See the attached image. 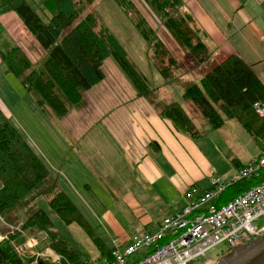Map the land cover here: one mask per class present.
Returning a JSON list of instances; mask_svg holds the SVG:
<instances>
[{"label": "trees", "instance_id": "16d2710c", "mask_svg": "<svg viewBox=\"0 0 264 264\" xmlns=\"http://www.w3.org/2000/svg\"><path fill=\"white\" fill-rule=\"evenodd\" d=\"M143 1L182 47L188 60L208 63L206 37L192 15L184 10L182 0ZM116 2L134 19L148 43V55L155 68L168 81L180 76L181 65L135 4L131 0ZM93 3L94 0H0V16L14 12L48 53L37 67L22 48L10 43L1 48V62L7 73L20 81L35 107L52 114V118L62 120L71 111L85 107L84 95L105 79L103 66L109 57L118 63L139 97L147 99L155 92L109 28L89 11ZM2 30L0 24V35ZM184 99L192 101L214 129H221L226 118L240 123L259 144L263 143L258 134L264 131V120L256 114L255 104H264V84L242 57L229 55L219 64L208 63L200 84L189 85ZM157 108L159 116L170 121L178 133L192 139L199 137L193 122L177 102L163 103ZM7 115L0 107V219L13 225L12 213H21L38 199L46 198L45 209L39 207L20 222L24 229L30 228V234L46 232L51 248L75 264H86L88 261L56 230L52 217L58 216L67 225L82 227L101 255L108 258L111 251L96 234L80 205L68 191L61 189L58 173ZM241 168L244 166H238V170ZM262 183L264 170L258 177L229 185L214 204L220 208ZM19 237L11 236L0 243V264H23L12 247Z\"/></svg>", "mask_w": 264, "mask_h": 264}, {"label": "rangeland", "instance_id": "374dc122", "mask_svg": "<svg viewBox=\"0 0 264 264\" xmlns=\"http://www.w3.org/2000/svg\"><path fill=\"white\" fill-rule=\"evenodd\" d=\"M131 1L135 4L136 9L139 10L142 16L147 19L148 23L157 29L158 37L161 39V37H163L162 30H165V27H163L162 30L157 27L155 22L157 21V18L154 12L145 4L143 0ZM89 11L94 12L98 16L100 22L109 28L110 32L125 48L130 60L133 62L137 70L141 72L145 78H147L151 88L155 89V92H153L151 97L146 100L150 102L156 110L158 109L157 106L160 104L165 103L168 105L172 102H177L186 111L195 128L199 132V137L196 139H192L184 134L182 135L190 138L188 139V142H190V145L193 146V148L197 149L199 152L203 149L206 153V155H204L206 159L198 163V165L191 164L188 170H184L179 165L184 163L185 159L190 155L185 151L180 141L178 147L170 145V142L165 145L162 151L165 159L160 157L159 160L156 161L160 165L161 169L158 166H155L161 174L162 171L164 172V176L162 174L161 177L156 178V181L152 182L146 179V206L148 204V196L155 193H159L158 197L161 199H163L161 196L165 197L167 203L163 199L166 205H164L161 210L156 208L155 210L150 211V214L146 215V219L151 221L153 224L156 222V225H159L166 217L173 216L177 213V206L175 204L178 199L176 195L172 192L167 196L165 194L166 190L164 189L167 184L173 181V177L175 175L179 174L183 178H188L189 175L192 174L201 177L202 172H205L207 163L210 161L213 163L214 171L218 170L220 174H218L217 177L224 181H229L234 176L233 175L231 177V173L237 171L235 170L234 165L235 160H240L245 166H248L251 162L259 159L262 149H264V145L259 148V146L253 141V137L238 123L235 121H229L225 118L224 126L219 130L214 129L203 117L193 102L184 99V92L189 85L200 84L203 75L207 71L208 63L219 64L224 60V58L219 56L217 58L218 60L214 61L212 54L209 53L208 63L202 64L192 63L190 59H186V53V57L183 55V59L179 54L177 56L181 58H178L181 62H178L182 66L180 76L168 81L155 68L152 61H150L148 55V43L142 36L141 32L136 28L134 19L126 13L122 7H120L116 0H94V3L89 7ZM0 24L4 29L2 30L3 35L2 32L0 35V52L2 47H6V45L13 43V45L22 47V50L34 66L38 67L43 63L44 59L47 58L48 53L41 48L39 43L26 29L22 21L14 12H9L0 16ZM176 46L177 48L182 49L178 43H176ZM194 69L196 72L193 71ZM103 70L106 74V80L102 84L94 87L92 90L93 93L90 97L87 93L85 94L88 95L91 103V107L89 111L85 112V116L93 115V117H95L100 114V112L104 113L105 104L110 102V100L107 99L108 97L117 95L119 98L112 101L118 102L120 99L124 102H131L130 100H132L135 94L134 87L125 77V73L123 74V70L112 57H109L105 61ZM185 70H190L192 72L191 74H188V76H181L184 74ZM119 82H129L130 84L129 88H126L123 92V96L125 98L122 97L120 89H118V92L116 91L119 87ZM106 83H109L114 87L116 86L114 90L116 93L112 90L109 91L105 89L104 91H100V87H104ZM125 86L126 85L122 84V87ZM0 100V107L2 110L6 114L9 113L7 116L18 125L26 136L33 140V142L42 151L44 157L54 164H60V152L62 150V146L64 143H70L69 139H72L74 134L69 130V127L64 126L63 123L60 122V119L51 118L53 116L52 114L45 113L43 110L41 112V110L35 107L32 99L28 97V94L21 85L20 81L11 74L7 73L6 67L1 62V57ZM137 102L140 103L145 101L140 99ZM112 116L117 118L119 117L115 114H112ZM156 118L157 120L160 119L159 117ZM91 119H86L84 123L78 124L76 128L77 134L84 136L82 139V145L85 152L79 147V153L84 159H88V169L94 172L93 174L91 173L92 175L88 172H86L88 174H84V176L90 179V181H92L95 185L93 189L89 187V190L94 194L102 190L110 195L114 194L115 196L112 197V200H114L115 205H104L112 209L113 212L115 211L114 215L116 219L124 225L127 232L126 235H128V237L140 233L142 227L136 225L138 223V215L135 217L133 222L129 220L128 218L131 215V209H127L125 206V199H121V197L118 196L120 193L118 190L127 191L125 187L129 186V182L137 180V177L138 180H141L135 167L130 164V160L133 155L129 152L124 153L123 151L121 152L120 150H117L114 137L111 136L102 125H96L94 127L93 123L91 124ZM150 150L154 151L155 149L151 147ZM150 156L155 157L152 153ZM186 171H188V173H186ZM66 173L69 175L68 172ZM69 180L76 188L87 184L84 180H76L73 176H70ZM64 186L65 185L62 184L61 189H63ZM81 194L85 196V199L83 198V200H81L75 197V195L73 196L84 208L85 216L89 218L88 214H90L94 220H99L97 215H101L104 211L103 208L100 205L96 206L91 201V192L87 193L85 189H81ZM132 194L137 199H140L138 194ZM116 195L117 199H115ZM185 198L186 195L184 196V200L180 201L185 203L184 206L186 205V201H189ZM99 199L102 200L101 198ZM47 203L48 199L40 198L37 200V203H34L35 205H31L29 208L23 209L21 213L16 215L12 213L15 217L13 220V226H18L21 221L26 219L27 215H29L32 211L37 210L39 207L45 209V206L48 205ZM172 205H175L176 207L174 206L171 210L170 206ZM121 211L125 213V216ZM141 215L142 214H140V217H142ZM52 219L56 230L68 239V243H70L72 248L78 250L85 258L92 260L99 259L100 256L98 253L100 251L97 250L96 246L90 241L91 239H89L88 234L82 227L77 224L67 225L61 221L58 216H53ZM89 221L91 223L94 222L91 219ZM105 221L106 219L102 220V222ZM262 223L263 222H258L257 225ZM22 227L24 228V225ZM11 228H13L12 225L3 222L0 219V233L4 237L1 242L9 240L11 236L20 235L22 240H19L21 239L20 237L17 238L12 247L15 252L16 247L24 250L23 255L21 257L18 256L23 260V264H32L34 262V255L32 252L33 250L27 247V237L24 234H11L10 236L8 231L11 232ZM2 229H7L8 231L3 232ZM25 230L29 236L36 238L35 241L38 242V246L35 250L45 252V258H51V254L54 253L60 255L53 248H51L50 238L46 232L34 231L30 234V228ZM262 238H264V236L258 238L257 240ZM257 240L250 238L240 242L231 251L224 254L221 260L228 258V261L225 264H230V262L234 259H236L237 262L241 261L246 257V253L248 252L245 250H247V248ZM223 252H225V248L219 247L211 252L209 257L217 258L218 256H221ZM60 256L62 257L63 263L75 264L69 258L62 255ZM235 256L238 257L233 258ZM89 262H91V260L87 263Z\"/></svg>", "mask_w": 264, "mask_h": 264}, {"label": "crops", "instance_id": "0c3cea01", "mask_svg": "<svg viewBox=\"0 0 264 264\" xmlns=\"http://www.w3.org/2000/svg\"><path fill=\"white\" fill-rule=\"evenodd\" d=\"M182 1L184 2V10L192 15L197 27L205 35L206 38L204 40L207 43L208 50H210L209 52L213 56V60H218L217 58L219 56H221V58H226L229 55H238L242 57L243 60L250 66H252L258 79L264 84V1ZM155 22L157 27L162 30L164 26L158 21ZM153 28L157 31L154 26ZM162 31L163 37H161V41L165 43L166 47L172 53L174 58L177 61H180L178 59L180 57L177 56L179 54L181 55L182 59L183 55L186 57L184 50L181 48H177V42L168 32V30L165 28V30ZM19 47L22 48L21 46ZM193 71L196 72L195 69ZM191 72L192 71L190 70H185L184 74H182L181 76H188V74H191ZM124 75L128 79V81H130L127 75ZM105 80L106 74L105 79L99 84H102ZM130 83L133 86L131 81ZM122 84L126 86L122 87ZM129 86V82H119V87L116 91L118 92V89H120L122 97L125 98L123 96V92L126 90V88H129ZM115 87L113 85H110L109 83H106L104 87H100V91H104L105 89L109 91L112 90L114 92ZM93 89L94 87L87 92L89 97L93 93ZM88 95H84V101L86 105L83 109L73 110L69 113L68 116L60 120V122H62L64 126L69 127V130L74 134L72 136V139H69L70 143H64L62 146V150L60 152V164H54L46 157H44L40 148L33 142V140H31L28 136L27 137L38 150V152L49 163L51 168L58 173V175L60 176L58 177L60 183L65 185L63 189L65 191H68L73 198V195H75V197L81 200H83V198L85 199V196L81 194V189H85L87 193L91 192V201L96 206L100 205L104 211L101 213V215H97L99 220H94L92 216H90V214H88L89 218H86L94 221L93 223H91L88 220L96 234L110 251L114 247L113 242L115 240L120 241L119 246L121 249H123L134 235L148 232L150 230H153L157 226L156 222L155 224H153L151 223V221L146 219V215H149L150 211L155 210L156 208L161 210L163 206L166 205L163 199L167 203L165 197L161 196L163 198L161 199L158 197L159 193H155L148 196V204L146 206V179L152 182L156 181V178L161 177L162 174L164 176V172L161 170V174V172L157 168H155V166H158L160 168V165L156 161H158L160 157L165 159L162 152L165 145L170 142V145L178 147L180 141L185 151L190 155L185 159L184 163L179 165L184 170H188L191 164L198 165V163L206 159V157L204 156L206 155V153L203 149H201V152H199L197 149L193 148V146L190 145V142H188V139L190 138L178 133L174 129V126L170 121L162 119L159 116L156 108L151 105L150 102H148L144 98L138 97L139 95L136 89L132 100H130L131 102H124L120 99L118 102L112 101L119 98L117 95L108 97L107 99H109L110 102H107L105 104V112H100V114L96 115L95 117H93V115L85 116V112L89 111L91 107ZM140 99H143L145 102L138 103L137 101ZM112 114L118 115L119 117H113ZM156 117H159L161 120H157ZM86 119H91V124L93 123L94 127L96 125H102L104 129L114 137L117 150H120L121 152L123 151L124 153L129 152L133 155L132 159L130 160V164L135 167L141 180H138L137 177V180L129 182V186L125 187L127 191L118 190L120 192L118 196L121 197V199H125L126 208L131 209V215L128 219L133 222L135 217L138 215V223L136 225L142 227L140 233L131 235L132 237H128V235H126L127 232L124 225L121 224L114 215L115 211L113 212L112 209L104 205L110 204L114 206L115 203L114 200H112V197H114L115 195L105 193L103 190L94 194L89 190V187L93 189L95 185L92 181H90V179L85 177L84 174L89 173L90 175H92L94 172L88 169V159H84L83 156L79 153V147L84 151V147L82 145V139L84 138V136L81 134H77L76 132L78 124L84 123ZM229 121L234 122L233 120ZM238 124L244 130H246L240 123ZM261 131L262 130H260L258 134V139L260 142H263L262 144H259L257 139H255L253 135L247 131L253 137V141L256 143V145L259 146V148L264 145V131ZM154 144L156 145L154 146ZM151 147H153L155 150L151 151ZM151 153L154 154L155 157L150 156ZM234 165L235 170H238V166L245 167V165L240 160H235ZM212 168L213 163L209 161L207 163L205 172H202L201 177L192 174L189 175L188 178H183L179 174H177L173 177V181L164 187V189L166 190L165 194L167 196L172 192L176 195L178 199L175 204L177 206V213L186 206H184L185 203L183 201L180 202L181 200H184L185 195V199L191 200L188 196L190 189L197 188L201 191H207L211 189L214 175L218 176L219 174L218 170L214 171V168ZM66 172H68L69 175ZM234 172L231 173V177L235 175L237 171L235 173ZM186 173H188V171H186ZM70 176H73L76 180L82 179L87 182V184L82 183L84 184V186L76 188L69 180ZM132 193L138 194L140 199L134 197ZM99 198H101L102 200H100ZM115 199H117V195ZM74 200L80 205L82 211L85 212L84 208L76 200V198H74ZM187 202L188 201H186V204ZM175 205L170 206V209L172 210ZM121 212L125 216V213L123 211ZM140 214H142V217H140ZM103 219H106V221L102 222ZM89 239L91 238L89 237ZM90 241L95 245L92 239ZM97 250L99 249L97 248ZM76 251L79 252L78 250ZM79 254L81 255L80 252ZM98 254L100 256L99 259L92 260L85 258L82 255L81 257L87 261L102 260L104 259V257L106 258V256H102L100 252Z\"/></svg>", "mask_w": 264, "mask_h": 264}, {"label": "built area", "instance_id": "2783aa9c", "mask_svg": "<svg viewBox=\"0 0 264 264\" xmlns=\"http://www.w3.org/2000/svg\"><path fill=\"white\" fill-rule=\"evenodd\" d=\"M255 111L264 119V104L257 102ZM263 170L264 150L258 160L237 170L229 181L214 175L210 190L190 189L191 200L180 212L166 217L153 230L134 235L123 249L119 246L120 241L115 240L108 258L87 264H218L224 254L240 242L264 236V183L220 208L214 202L229 185L258 177ZM258 222L263 223L257 225ZM23 225H12L8 232L10 236L24 234L27 237V247L34 255L32 264H62L60 255L54 253L51 258H45V252L35 250L38 242L28 235ZM2 239L0 233V243ZM219 247H224L225 252L217 258L209 257ZM23 252L16 247L18 256L21 257Z\"/></svg>", "mask_w": 264, "mask_h": 264}, {"label": "water", "instance_id": "95a60500", "mask_svg": "<svg viewBox=\"0 0 264 264\" xmlns=\"http://www.w3.org/2000/svg\"><path fill=\"white\" fill-rule=\"evenodd\" d=\"M246 257L237 262L236 259L229 261L230 264H264V238L253 242V244L247 248ZM238 257V256H237ZM236 256L233 258H237ZM227 259L220 260L218 264H225Z\"/></svg>", "mask_w": 264, "mask_h": 264}]
</instances>
